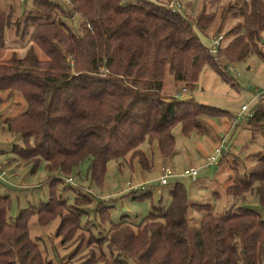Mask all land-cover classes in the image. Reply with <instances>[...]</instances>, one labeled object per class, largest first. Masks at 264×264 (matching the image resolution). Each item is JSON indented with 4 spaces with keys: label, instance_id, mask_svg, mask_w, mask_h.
<instances>
[{
    "label": "trees",
    "instance_id": "trees-1",
    "mask_svg": "<svg viewBox=\"0 0 264 264\" xmlns=\"http://www.w3.org/2000/svg\"><path fill=\"white\" fill-rule=\"evenodd\" d=\"M68 2V6L56 0L23 4L24 22L17 36L26 35L44 55L41 59L31 45L22 56L12 53L1 59L4 30L13 24V10L10 5L0 7V91L7 98L19 93L25 101L21 113L3 121L21 141L11 151L32 166L42 161L50 173L69 174L87 160L86 174L99 186L110 160L136 159L141 169L149 170L151 159L140 149L143 142L155 143L158 153L169 157L175 125L187 134L200 127L201 116L230 117L227 111L190 97L162 95L165 72L192 90L204 65L230 83L216 63L218 57L234 63L254 53L264 62L258 47L264 0L225 5L209 0L191 21L177 10L180 5L174 0L173 7L159 0ZM226 18L234 23L222 33L212 54L197 33L215 36ZM76 19L74 29L67 21ZM212 28L215 35L209 32ZM245 122L251 134L263 136L262 148L251 171L225 189L235 200L253 194L259 210L243 206L217 215L210 204L189 201L182 184L175 182L166 206H152L137 223L121 217L96 239L107 255L100 250L98 257L90 254L80 264H264L262 108L253 106ZM51 186L45 202L36 209H20L12 220L6 215L8 196L0 195V264H47L29 237L31 216L39 225L58 217L55 233L61 241L80 230L82 209L70 208ZM148 196L147 192L133 198ZM192 208L199 214L196 220L187 215ZM101 210L95 212L102 221L108 215Z\"/></svg>",
    "mask_w": 264,
    "mask_h": 264
},
{
    "label": "rangeland",
    "instance_id": "rangeland-1",
    "mask_svg": "<svg viewBox=\"0 0 264 264\" xmlns=\"http://www.w3.org/2000/svg\"><path fill=\"white\" fill-rule=\"evenodd\" d=\"M129 1L133 0H123L124 3ZM159 1L170 4L173 0ZM174 1L180 5L177 10L190 17L191 21L202 3L209 0ZM235 1L217 0L221 5ZM6 5H10L13 10V24L4 30L5 48L1 52L2 60L10 57L12 53L22 56L31 45L26 35L22 38L17 36L21 31V23L24 22L25 6L17 0H0V7ZM27 8L29 7L26 6ZM16 20L19 23L15 24ZM67 22L75 29L78 20ZM233 23V20L226 18L219 34L224 33ZM215 28L209 32L215 35ZM197 34L200 41L209 47L214 36L210 33L208 36ZM259 36L258 47L264 52V30ZM226 40L225 38L223 44ZM31 46L38 58L44 57L36 46ZM216 63L224 73L227 72L230 83L204 65L192 90L174 82L171 75L165 72L161 94L190 97L197 103L223 109L230 117L213 119L201 116L198 118L200 127L191 129L187 134H182L180 126L175 125L172 129L173 153L169 157H162L155 143L149 145L143 142L140 149L151 159L150 169H141L136 159L129 162V158H126L125 162L119 161L120 163L110 160L105 165L99 186L92 183L86 174L87 160L77 165L69 174L50 173L42 161L32 166L31 163L19 160L11 150L13 145H21V141L18 136L6 130L3 121L21 113L25 109V101L19 93L7 98L6 92L0 91V195L8 196L7 217L12 220L20 209H36L45 202L48 199L50 183L55 194L65 200L70 208H79L83 212L80 217V230L64 241L55 233L58 217L46 225H39L35 216L30 217L27 224L29 237L37 245L47 264H80L90 254L98 257L100 250L107 255L108 250L97 243V237L104 235L109 226L117 223L121 217L128 223H137L152 206H166L169 201L168 192L175 182L182 184L189 201L208 203L217 215L243 206L259 210L258 201L253 194L235 200L226 193L225 188L251 171L255 154L262 148L263 136L259 133L251 134L245 119L241 117L236 121V116L242 104L252 106L254 89H264V62L252 53L234 63H225L223 58L218 57ZM253 106H260L264 111V103H254ZM218 146H222L221 155L212 165H207L206 158ZM162 167L168 168L172 174L166 178L167 184L164 186L159 184ZM190 168L195 170L193 177L185 174ZM67 177L72 184L63 181ZM127 183L130 186L136 185L137 190H127ZM147 192L149 196L145 199L133 198ZM98 202L101 203L97 206ZM103 206L106 209H102ZM96 209H102V214L107 210V219L101 221ZM187 215L196 220L199 214L192 208L188 209Z\"/></svg>",
    "mask_w": 264,
    "mask_h": 264
},
{
    "label": "built area",
    "instance_id": "built-area-1",
    "mask_svg": "<svg viewBox=\"0 0 264 264\" xmlns=\"http://www.w3.org/2000/svg\"><path fill=\"white\" fill-rule=\"evenodd\" d=\"M57 2H60V3H63L65 4L66 6L69 5V2L68 0H56ZM17 2L19 4H25V5H29L31 0H17ZM170 7H173V4L170 3L169 4ZM178 7V6H176ZM222 39V34L218 33L216 34L213 38H211V41H210V44H209V50L211 53H215L217 47L219 46V43ZM252 106L249 107V105L247 104H242L240 106V112L237 114L236 116V121L237 119L243 117V119H246L248 118L251 113H252V107L254 105V103H264V89H254V92H253V95H252ZM237 122H235L236 124ZM234 124V123H233ZM222 146H218V147H215L213 149V153L206 158V164L207 165H212L216 159L218 158L219 155H221L222 153ZM161 172L162 174L160 175V178H159V184L161 186H164L167 184L166 182V178H168L169 176H171V171L168 169V168H161ZM185 174L186 175H189L191 177H193L195 175V170L194 169H189L188 171H185ZM64 182H66L67 184H72L71 182V179L69 177L67 178H64L63 179ZM125 186H127V190L129 189L130 191H136L137 190V186L136 185H133V186H130L129 183H127Z\"/></svg>",
    "mask_w": 264,
    "mask_h": 264
}]
</instances>
